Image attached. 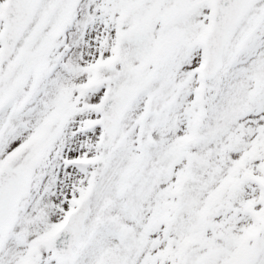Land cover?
<instances>
[{"label":"snow or ice","instance_id":"1","mask_svg":"<svg viewBox=\"0 0 264 264\" xmlns=\"http://www.w3.org/2000/svg\"><path fill=\"white\" fill-rule=\"evenodd\" d=\"M0 264H264V0H0Z\"/></svg>","mask_w":264,"mask_h":264}]
</instances>
